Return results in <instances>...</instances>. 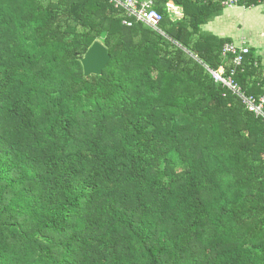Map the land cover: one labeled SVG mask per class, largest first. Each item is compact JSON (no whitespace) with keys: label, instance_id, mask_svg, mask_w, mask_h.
<instances>
[{"label":"trees","instance_id":"1","mask_svg":"<svg viewBox=\"0 0 264 264\" xmlns=\"http://www.w3.org/2000/svg\"><path fill=\"white\" fill-rule=\"evenodd\" d=\"M222 1L156 0L154 31L112 0H0V264H264V119L208 71L236 68L203 29ZM236 72L264 95L255 49Z\"/></svg>","mask_w":264,"mask_h":264},{"label":"built area","instance_id":"2","mask_svg":"<svg viewBox=\"0 0 264 264\" xmlns=\"http://www.w3.org/2000/svg\"><path fill=\"white\" fill-rule=\"evenodd\" d=\"M240 1L245 0H223L222 5L230 8L237 6ZM116 6L122 7L127 14V19L124 24L131 27L133 20L135 23H142L154 31H160L163 16L155 9L156 0H112ZM264 6V0L262 1ZM168 10L173 11V6L168 5ZM250 49L246 44L237 46L235 44H226L223 47L222 53L224 57L232 56L233 63L237 67H241L244 63L246 55ZM236 68L228 77L224 75V68L221 67L219 71L208 70L215 81L228 88L236 95L246 109L253 113L257 118L264 119V95L259 98L249 96L245 93L242 87L236 82Z\"/></svg>","mask_w":264,"mask_h":264},{"label":"crops","instance_id":"3","mask_svg":"<svg viewBox=\"0 0 264 264\" xmlns=\"http://www.w3.org/2000/svg\"><path fill=\"white\" fill-rule=\"evenodd\" d=\"M173 6V5H172ZM175 16L182 15L181 7H174ZM168 9V8H167ZM239 20L240 31L247 33V38L244 37L237 43L229 33L228 28L232 27L230 21ZM204 31L212 33L220 38H231L237 46L246 44L250 49H255L257 56L261 57L264 66V8L261 6L253 8L232 7L225 9L222 16L215 18L213 22L203 27Z\"/></svg>","mask_w":264,"mask_h":264},{"label":"water","instance_id":"4","mask_svg":"<svg viewBox=\"0 0 264 264\" xmlns=\"http://www.w3.org/2000/svg\"><path fill=\"white\" fill-rule=\"evenodd\" d=\"M110 59L108 49L99 41L95 42L81 59L85 77L101 76Z\"/></svg>","mask_w":264,"mask_h":264},{"label":"rangeland","instance_id":"5","mask_svg":"<svg viewBox=\"0 0 264 264\" xmlns=\"http://www.w3.org/2000/svg\"><path fill=\"white\" fill-rule=\"evenodd\" d=\"M261 8L263 9L264 6H261ZM213 21H211V22H213ZM230 24H231L232 27H229L228 28L229 33H227V34H231V36H234L233 37L234 41H236L237 43H239L242 40V38H244V37L247 38V33L240 31V28L239 27L242 24H241V22L239 20L230 21Z\"/></svg>","mask_w":264,"mask_h":264}]
</instances>
